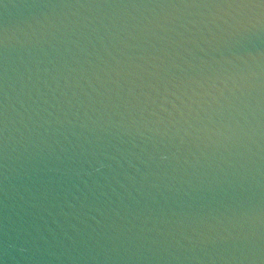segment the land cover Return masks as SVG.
I'll return each mask as SVG.
<instances>
[{"label":"water","instance_id":"1","mask_svg":"<svg viewBox=\"0 0 264 264\" xmlns=\"http://www.w3.org/2000/svg\"><path fill=\"white\" fill-rule=\"evenodd\" d=\"M0 264H264V0H0Z\"/></svg>","mask_w":264,"mask_h":264}]
</instances>
